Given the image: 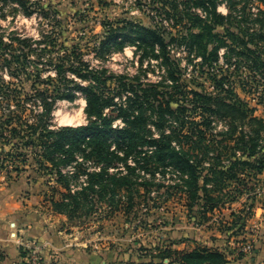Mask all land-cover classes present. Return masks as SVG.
Wrapping results in <instances>:
<instances>
[{
    "label": "rangeland",
    "instance_id": "1",
    "mask_svg": "<svg viewBox=\"0 0 264 264\" xmlns=\"http://www.w3.org/2000/svg\"><path fill=\"white\" fill-rule=\"evenodd\" d=\"M207 1L210 9L214 2L221 13L232 14L228 25L238 36L249 39L250 32L259 31L264 0ZM24 2L0 0V83L11 94L12 109L25 104L22 114L30 122L38 119L44 104L41 97L34 100L27 94L42 90L51 99L60 89L73 96L56 98L44 117L50 127L87 124V95L77 85L92 84L113 97L105 113L114 126L123 125L120 108L135 96L128 83L140 95L147 89L152 99L155 92L159 99H172L173 108L188 106V127L191 119L203 120L201 108H195L194 91L240 97L254 109V115L264 118V78L257 72L258 81L252 85L247 81L256 72L249 69V59L230 51L218 38L210 41V49L218 46V55L210 59L187 44L184 35L193 21L190 14L198 15L200 24L212 20L197 0ZM129 21L162 33L170 59H165L158 45L153 51L129 39L123 44L108 43L111 28L137 34ZM216 32L232 43L224 24L216 25ZM25 37L27 43L19 41ZM259 43L264 46V41ZM80 68L87 76L79 74ZM0 98L5 100L1 91ZM145 106L148 125L158 135V112L150 104ZM8 111L0 114V123L10 116ZM211 118L212 123L203 126L211 143L210 156L200 164L203 172L198 182L207 189H198L199 196L190 195L186 176L172 164L149 168L136 163L132 154L127 158L136 167L131 182L114 197L111 192L103 197L91 193L88 210L74 217L53 204V199L67 192L59 167L45 156L40 144L25 145L27 138L6 128L4 136L0 135V197L7 207L21 213V232L14 220L10 225L20 254L13 264H185V253L203 247L220 251L226 258L223 264H264V166L260 170L240 165L232 177L229 172L225 176L213 173V168L229 171L236 157L247 158L239 136L248 135L249 127L239 125L231 137L229 119ZM170 123L177 126L179 120L171 114L167 128ZM218 153L219 159L215 158ZM77 156L84 162L83 169L102 165ZM60 169L75 172L76 160L61 164ZM111 169L127 173L126 162L117 161ZM71 175L73 188L87 181L85 172Z\"/></svg>",
    "mask_w": 264,
    "mask_h": 264
},
{
    "label": "trees",
    "instance_id": "2",
    "mask_svg": "<svg viewBox=\"0 0 264 264\" xmlns=\"http://www.w3.org/2000/svg\"><path fill=\"white\" fill-rule=\"evenodd\" d=\"M17 1L25 5L24 0ZM207 2V0H197L198 4L208 9L212 20L200 24L199 16L190 14L193 21L189 26L188 33L184 35L187 44L191 49L197 48L205 59H210L212 56L218 55V46L210 49V41L218 38L223 44L229 46L230 51H235L238 55H243L249 59V69L256 71L247 80L251 85L254 80H259L256 78L257 72L261 73L264 78V46L259 43L264 41V9H261L262 16L258 19L260 22L259 31L250 32V38L246 39L238 36L239 34L228 25L231 22V13L228 15L221 13L214 2L210 9L209 2L208 5ZM128 23L134 26L132 22L129 21ZM221 23L225 25L226 34L231 37L232 43L227 42V36L223 37L216 32V25ZM195 26H200L198 31ZM118 29L121 27L111 28L108 43L117 41L123 44L125 40L129 39L131 42L137 43L139 47L145 46L153 51L158 45L165 59H170L167 54L168 42L156 28L136 25L134 28L131 27V30L137 33L136 35L130 31H118ZM120 37H122L121 40ZM19 41L27 43L28 38H19ZM103 47H106L105 41ZM83 70L80 68L79 74L87 76ZM123 84L126 88L127 83L123 82ZM77 87L87 95L86 110L90 118L89 122L83 125H63L53 128L50 127L44 117L49 115L57 97H71L73 96L71 91L59 89L57 95L51 99L42 90L31 95L27 94L34 100H36V96L41 97L44 104L38 119L30 122L22 114L26 108L25 104L19 103L16 110L12 109L11 94H8L5 85L0 83V91L5 95V100L0 98V114H3L7 108L9 111L6 114L10 115L0 123V135L4 136V131L8 128L12 133L21 134V137L27 138L25 145H34L36 142L41 145L45 156L59 167H57L59 178L67 189V192L62 193L63 197L57 200L53 199V204L59 211L68 214L69 217L85 213L88 210L87 206L90 205L91 193L98 192L103 197L106 193L111 192L114 197L119 188L130 183L136 169L134 165L127 162L128 156L132 154H135L136 163H141L149 168L172 164L183 177L186 176L185 181L190 195L199 196L198 189H207L206 186L201 187L198 182L203 172L200 164L203 163L205 156H210L211 151V143L207 138V128H203V126L207 127L212 123L211 115H218L230 120L231 137L239 125L249 127L248 135L243 132L239 136V141L242 143L240 146L246 152L247 158L236 157L229 171L213 168L211 169L213 173L225 176L226 172H229L228 177H232L238 173L240 165L249 164L251 165L249 167L260 170L264 166V118L254 115V109L240 97L231 96L227 99V95L194 91L198 102L195 108L198 106L201 108L203 120L191 119V125L189 124L188 127L186 120L188 106L182 104L173 108L172 99L165 101L159 99L156 92L153 93L155 96L152 99L151 96L153 95L147 89H143V94L140 95L133 83H128V88L135 92V96L130 97L128 106H121L118 113L124 124L114 126L111 117L105 113V108L113 102V97L105 95L103 91H99L92 84H78ZM153 100H158V102L155 103ZM146 103L155 107L158 112V121H156L160 130L158 135H154L153 129L148 125L149 115L146 114ZM19 111L21 114L17 113ZM171 114L177 117L179 125L172 126L170 123L167 128L166 125ZM16 118L19 121H15ZM80 154L83 159H93L102 165L99 169H83L84 162L77 156ZM220 157L221 153L215 155L217 159ZM75 160L77 170L73 173L78 175L85 172L87 175L86 183L77 188L70 185V177L73 173H66L60 169L61 164H68ZM121 160L126 162L127 173H118L111 169L117 161ZM238 165L239 167L235 168ZM241 170L244 171L245 168L243 167ZM207 178L205 177V179ZM182 260L185 264H223L226 262L225 256L220 251L207 247L185 253Z\"/></svg>",
    "mask_w": 264,
    "mask_h": 264
},
{
    "label": "crops",
    "instance_id": "3",
    "mask_svg": "<svg viewBox=\"0 0 264 264\" xmlns=\"http://www.w3.org/2000/svg\"><path fill=\"white\" fill-rule=\"evenodd\" d=\"M3 201V198L1 201L0 197V249L4 254V258L0 260V264H13L20 258V254L16 248L15 239L12 238L14 228L10 225L14 220L15 226L21 232V213H15L12 207H7Z\"/></svg>",
    "mask_w": 264,
    "mask_h": 264
}]
</instances>
